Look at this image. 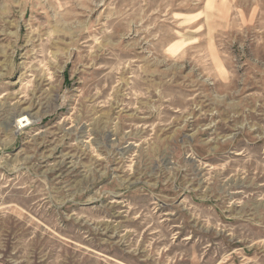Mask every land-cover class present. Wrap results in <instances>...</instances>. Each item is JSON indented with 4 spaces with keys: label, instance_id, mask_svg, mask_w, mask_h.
Returning <instances> with one entry per match:
<instances>
[{
    "label": "rangeland",
    "instance_id": "374dc122",
    "mask_svg": "<svg viewBox=\"0 0 264 264\" xmlns=\"http://www.w3.org/2000/svg\"><path fill=\"white\" fill-rule=\"evenodd\" d=\"M213 2L0 0V264H264V0Z\"/></svg>",
    "mask_w": 264,
    "mask_h": 264
},
{
    "label": "bare ground",
    "instance_id": "6f19581e",
    "mask_svg": "<svg viewBox=\"0 0 264 264\" xmlns=\"http://www.w3.org/2000/svg\"><path fill=\"white\" fill-rule=\"evenodd\" d=\"M218 1V0H217ZM214 2H213V0H209V7H211V6H213L212 4H213ZM214 16V15H213ZM210 20V19H209ZM18 124V128L20 129V130H22V129H25L26 127H28V126H30L31 124H32V122H31V120H30V118H29V116H26V115H24V114H22L21 116H20V118H19V120H18V122H17Z\"/></svg>",
    "mask_w": 264,
    "mask_h": 264
}]
</instances>
